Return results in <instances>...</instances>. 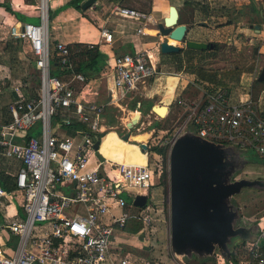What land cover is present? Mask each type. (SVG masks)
I'll return each instance as SVG.
<instances>
[{"label":"built area","instance_id":"built-area-1","mask_svg":"<svg viewBox=\"0 0 264 264\" xmlns=\"http://www.w3.org/2000/svg\"><path fill=\"white\" fill-rule=\"evenodd\" d=\"M110 14L135 21L147 18L146 13L120 4ZM143 33L140 27L138 34ZM8 34L30 43L39 71L40 89L37 96L26 97L17 87L18 98L10 110L11 122L0 125V159L14 160L21 165L14 192L8 193L0 187V201L17 200L21 196L23 215L3 212L0 233L17 237L18 245L7 248L0 238V264H136L131 255L112 249V238L129 219L135 218L146 226L154 222L153 202L148 196L147 204L136 215L124 212L117 216L113 211L126 209L131 193L136 194L133 198L148 195L155 180L157 184L161 181L163 154H157L155 147L164 149L169 156L178 139L192 136L200 143L227 151L250 150L264 160V117L258 100L244 89L239 94L223 87H203L198 96L176 100L177 111L170 110L167 114V117L175 116L174 127L153 129L144 143L148 147L144 153L148 159L146 165L109 160L95 148L106 132L102 124L104 108L84 103L85 90L76 88L77 83L86 87L89 81L80 73H72L69 80L51 73L54 58L65 71L70 70V45L57 42L56 57H52L46 21L40 25L11 26ZM101 37L107 44L114 41V33L107 27L102 28ZM114 74V86L120 98H127L156 76V62L147 52L137 50L117 61ZM64 109L75 110L89 130L64 136L56 133L52 121ZM134 117L132 113L124 122L127 132L132 130L128 123ZM141 119L142 116L138 124ZM39 124L40 133L29 136ZM59 124L69 127L72 121L62 120ZM167 131L166 135H155ZM150 155L160 159L151 160ZM261 239H264V228L249 248L248 264H264ZM235 255L239 256L238 251Z\"/></svg>","mask_w":264,"mask_h":264},{"label":"crops","instance_id":"crops-1","mask_svg":"<svg viewBox=\"0 0 264 264\" xmlns=\"http://www.w3.org/2000/svg\"><path fill=\"white\" fill-rule=\"evenodd\" d=\"M64 2V0H62ZM71 0H66L64 3L59 4L54 0V7L50 8V0H0V35H2V38L4 37L3 43L6 45H10L12 43H19L20 49L13 50L9 52V57H26V61L30 62L32 60L35 68H36V62L34 61V55L31 49V45L28 41H20L19 39L11 38L9 37V29L11 26H15L20 23H31L35 25H40L43 23V21H46L48 23V30L50 39L52 42V57L55 56L54 52V45L57 42H63L68 45H75L80 44L81 49L85 48L87 45H93L95 47H98L99 50L107 55L106 64L100 74H96L94 76L88 77L85 73L78 70V62L81 59H86V57H77V61L74 62V57H70V60L72 64H70V70L64 71L60 73V76L63 80H69L71 78L72 73H80L83 74L86 79L89 81V85L86 87H83L82 83H77L76 88L77 89H84L83 93V101L84 103H94L96 105L102 106L104 108V114L103 118L105 117V113L107 110L108 105L111 103L116 102L118 99H120V93L114 86V68L116 66L117 61L123 57L126 54L134 53L135 51H143L147 52L150 57H153L154 61H157L158 57L168 56L169 54L162 53L160 46L162 42H158L159 46L157 47V42L154 40L157 37H161L159 25L161 23H156V16L159 14L166 13L167 15L164 16L162 19L164 23L165 17H168L169 15V9L170 6L177 7L179 13H180V24H185L188 27L187 32V38L190 41H198V42H205L210 45H213V47H209L207 50H203V52H208L209 54H212V52L217 53L220 47V44H223L224 42H227L229 39V34H231V30L235 29L236 21L239 19V9H241L238 0H150V5H152L151 12H144L147 14V18L144 20H131V19H123L118 16L111 15V10L113 7L117 4L127 6L130 8L138 9V5L140 2L138 0H97L93 6L87 10L82 9V5L85 1L83 0L81 3V10L75 9L72 6H66L68 2ZM9 2L14 10V12L19 13L24 19L19 20L14 14L9 13L6 8L3 6L4 4H8ZM245 4H251V9L249 14L252 15L253 24L250 25L251 30L254 29L256 32V47L259 57H264V0H245ZM169 3H175L174 5H169L167 8V4ZM243 3V1H242ZM253 4V5H252ZM239 6V7H236ZM241 6H247L242 4ZM220 7V9L218 8ZM250 8V7H249ZM139 10V9H138ZM141 11V10H140ZM89 12V14L87 13ZM53 14V19L51 20V15ZM218 19V20H224L219 21V23L213 25L212 21ZM227 20V21H225ZM233 21V22H230ZM158 26V27H156ZM103 27L109 28L114 33V41L112 44H107L104 41H102L101 37V31ZM142 27L143 30H145V27H150L152 29L159 30V34L151 33L146 34L145 32L143 34H138V29ZM240 29V28H239ZM241 30V29H240ZM192 37H189V36ZM167 40L168 37L164 36ZM0 37V39H2ZM7 40V41H6ZM161 41V40H160ZM226 44V43H225ZM2 45V42L0 43ZM153 47V48H151ZM150 49V50H149ZM6 51H9L8 49ZM77 51V50H75ZM79 51V50H78ZM5 51H3L4 53ZM181 52V51H180ZM213 55V54H212ZM216 56V55H215ZM207 57H212L211 55H208ZM28 58V59H27ZM76 60V59H75ZM56 61L54 58L52 62ZM8 66V63H6ZM6 65L0 64L1 68L7 67ZM51 73L56 69L54 65H51ZM5 69V68H4ZM264 71V70H263ZM262 74V73H261ZM7 74H4L3 76H0V79L2 77L6 76ZM9 75V74H8ZM244 77V75H243ZM261 77V75H260ZM259 75L257 74V71L255 70L253 74L249 77V79H246L245 81L242 80L241 84L242 87L240 88L244 89L245 93H250L252 95L253 99L255 101L258 100L260 111L264 110V79L260 80ZM24 78H15L13 83L11 84V91L13 98L17 99V94L14 92L13 85L20 82ZM257 81V83H256ZM189 82V81H187ZM192 82L196 87V93L200 94V83H196L194 81ZM257 84V85H256ZM106 87L107 90V100L102 103L100 101V94L102 86ZM188 85H184L182 88V91H184L185 87ZM262 88L261 92L258 90V87ZM200 87V88H199ZM214 87V86H213ZM222 87V86H218ZM175 88L172 92L175 91ZM3 87L0 85V92L2 91ZM202 89V88H201ZM230 91L234 93L242 92L243 90L240 89V91L232 90ZM181 91V92H182ZM39 90L36 94H31L30 97H35L38 95ZM240 92V93H241ZM168 93H170L168 89ZM239 93V94H240ZM2 96V92L0 93ZM6 97V96H5ZM6 99V98H5ZM5 103L3 101H0V125H7L11 122V114L8 109H3L2 105ZM73 112V118L77 120V123H82L79 119V117L76 115L75 110H72ZM140 113V112H139ZM141 118V117H140ZM62 120H70L69 118H63ZM62 120H57L56 118L52 121V126L56 130V133H58L61 136H64L66 134H73L78 131H81L80 128H75L72 126H62L59 124ZM71 121V120H70ZM83 124V123H82ZM105 125V133L103 136H101V143L99 146L100 153L103 157H106L107 159H111L113 161L122 162L124 160H127V158L123 159L118 154H116L111 146H106V148L110 150H102L101 144L103 143V138L106 135V133L114 132L119 139H121L124 143H130L137 145L141 144V142L138 141H132V135L131 140L128 139V141H124L122 136H119L115 131L110 130L107 132V127L110 129V126H107L106 123H102ZM124 124V123H123ZM40 126V124L38 125ZM37 126V127H38ZM41 128V126H40ZM41 130V129H40ZM29 134V133H28ZM31 134V133H30ZM35 135H38L39 133H34ZM31 134V135H34ZM30 136V135H29ZM122 137V138H121ZM140 143L139 145L137 144ZM116 146L119 147V144L115 142ZM128 145V144H127ZM125 148V147H124ZM140 149V148H139ZM141 151V150H140ZM144 154V153H143ZM146 155V154H145ZM147 158V155H146ZM148 162V159H147ZM21 167L19 162L14 160H7V159H0V187L6 190L8 193H12L15 190V182H16V173L18 169ZM264 169V168H263ZM260 174V173H259ZM262 175V181H264V172ZM260 180V179H259ZM156 187H159L160 194L162 196V202H164L162 192L164 190L163 186H159L157 183V180H155ZM8 189H11L8 190ZM248 189V191H247ZM247 191V192H244ZM255 196L257 198H261V201L257 203L255 206L257 213L255 214V220H251V226L247 227V229H254L260 230L264 228V188H244L242 191L237 194L236 196L240 197V203L238 204H244L246 207L248 206V201L251 196ZM149 200L152 201L151 196V190L148 193ZM135 198L129 200V205L126 207V211H130L131 214L136 215L137 212L140 211L139 207H136L133 205V201ZM133 200V201H132ZM154 201V200H153ZM152 201V202H153ZM161 202V203H162ZM255 205V204H254ZM4 206V207H3ZM115 210L121 209H114L113 213H115ZM8 211L10 215H22V209H21V196H18V199L15 200L13 198L10 199H2L0 201V223L2 219L4 218L3 212ZM74 214V213H73ZM119 216V215H117ZM246 219V216H244ZM129 222L135 223L132 225V231L135 236H138L139 234H143L145 230L144 224L135 219H129L127 224ZM126 226L123 228L126 229ZM141 227V230L138 233H135V229L137 227ZM121 229H118L119 231ZM117 231L114 233L112 238V249L114 251H120L121 254L126 255V253H130L128 255H131L134 259H136V264H248L249 259V248L253 242H255L257 239L253 242H250L249 240H244L246 242L243 243L242 246H238V243L233 247H237L236 249H232L229 247L228 250L221 249L220 254H216V249L210 253L205 252H198V251H191V252H184V253H178L176 252L173 247L168 248L167 252H162L159 256H149L151 258L150 260H147L144 256L141 257L140 254L138 257L134 256V252L138 250H144L143 254H147L150 249V245L152 246L154 243H150V241H146V243L141 242L142 247H138V245H131V239L129 235H125L120 233L119 236L117 235ZM259 232V231H258ZM0 238L2 239L3 243L6 245L7 248H15L18 245V238L13 236L12 234H5L0 233ZM143 238V236H141ZM14 241L16 242L15 245H11L10 243ZM260 245L264 252V239L260 240ZM134 246V247H133ZM141 248V249H140ZM134 251V252H132ZM238 251L239 256L236 257L235 252ZM142 254V253H141ZM142 254V255H143ZM214 254L217 256V261H211L214 257H212ZM215 259V258H214Z\"/></svg>","mask_w":264,"mask_h":264},{"label":"rangeland","instance_id":"rangeland-1","mask_svg":"<svg viewBox=\"0 0 264 264\" xmlns=\"http://www.w3.org/2000/svg\"><path fill=\"white\" fill-rule=\"evenodd\" d=\"M39 1L42 2V0ZM65 1L66 0H64V2ZM138 1L140 2V4L138 5L139 10L147 13L151 12L152 5H150V0H138ZM56 2L59 4L64 3L62 0H56ZM237 2L241 7V9H239L240 12H237V14L239 13V19L238 21H236L237 23L235 25V29L231 30L230 32L231 34H229L228 41L224 42L223 44H220L218 52L217 53L212 52L213 55L209 54L208 52H203L198 50H196V52H191L188 51L189 48L187 47L186 42H181L182 44L179 47H181L182 50L177 55L158 57L156 61L157 74L150 81H148L147 85H140L129 97L120 98L116 102L108 105L105 113V117L102 120V123H106L107 126L111 127L110 129H108L109 127H107V132L113 130L119 136L122 137L127 133H130L133 138L132 141L147 143L149 134L153 129L156 130L172 129L176 122L175 116L173 114L170 117H167V115L165 117L159 116L157 113H155L153 108L158 105H167L169 111L171 110L172 112H174L177 111L178 109L175 106L176 100L184 97L188 98L191 96H198L199 94L196 93L197 87L190 81H194L195 84L200 83L199 86L201 88L205 87V85L198 80L199 76L201 75V73H199L201 68H205L209 71L210 69L217 71L215 82H213L217 84V87L222 86L223 88H231L232 90H236V91H240V89L242 90V88H240V86L242 87L241 81L244 80L245 81L244 83L246 84V79L247 78L249 79V77L251 76V74L254 73L255 70L257 71V74L260 77L261 73L264 70V57H259L258 55V52L256 50L257 47L255 46L257 41L256 32L254 29L251 30L250 27V25L253 24V20H255L254 18H252V15L249 14L250 9L253 6H251V4H245L246 3L245 0H238ZM7 3L11 5L9 2ZM49 4H50V8L52 9L54 7V0H50ZM174 4L175 3L167 4V8L169 5H174ZM242 4L247 6H241ZM218 8L220 9V7ZM87 14H89V12ZM165 15L167 14L163 13L157 15L155 18L156 19L155 24L157 25L158 23H163L162 19L164 18ZM219 21H224V20L215 19L212 21V24L215 25L219 23ZM230 22L233 21L230 20ZM161 36L162 38L157 37L154 40L155 42H157V44L158 42L166 41L164 35L161 34ZM0 37L2 38V35H0ZM189 37L192 36L190 35ZM3 40L4 37L0 39V43L2 42V45H0V64L2 63L3 65H6V63H8V66L6 65L7 67H4L5 69L0 67V76L7 74L6 76L2 77V79H0V85H2L3 87L1 91L3 95L0 96V101H3L5 103L4 105H2L3 109L9 108L8 110L10 111L11 106L15 101L10 87L14 79L24 78L20 80V82L12 86L14 92L17 87H20L21 92L26 97H30L31 94L33 95L36 94L37 91L40 89V78H39V71L37 70V68H35L32 60L30 62L29 61L27 62L26 57H9L8 53L13 50L20 49V44L12 43L10 45H6V43L5 44L3 43ZM186 40L189 41L187 37ZM158 46L159 44L157 45V47ZM7 49L9 51H6ZM3 51L5 52L3 53ZM208 55H211L212 57H207ZM148 61L150 60L148 59ZM172 78L176 80L173 83L174 87L176 88L174 92L168 93V89H169L168 86L172 84L170 81V79ZM185 84L188 86H186L184 88L185 90L182 91V88ZM256 88H258V90L261 92L262 88H260V86ZM106 93H107L106 87L103 85L100 94L101 95L100 101H102V103L107 100ZM17 98H18V94H17ZM133 112L134 113L140 112V114H142L141 115L142 119L141 122L136 126V128L132 129L130 132H127V130H125V126L123 123L126 121L127 118L131 116L130 113ZM40 129H41L40 126L35 128L36 132L38 133H40L39 132ZM167 133L168 131L165 134L158 133L155 135L161 136V135H166ZM102 141H103V143L101 144L102 150H107V151L110 150L106 148L104 145L111 146L114 152L123 159L127 158V160H131L132 158H135L136 160H138L140 158L139 147L137 145L130 143H127L128 144L127 145L121 139H119L114 132L106 133ZM115 142L119 144V147L116 146ZM138 142L137 144L139 145L140 143ZM227 152H228L227 154L228 157H232V156L238 157L239 161L258 160L255 159L256 158L255 153L250 150L245 152L229 150ZM150 157L151 160L156 159L157 161L158 159H160V158H155L154 155L153 156L150 155ZM160 163L163 167L162 168L163 174L160 181L161 185L159 186L164 187V190L162 192L164 202H162V196L159 191L160 188L156 186L152 187L151 196H152V201L153 200L154 201L152 204L153 210L151 209V213H152L151 215L153 217L154 222H152L150 225L147 226L144 225L145 226L144 233L142 235L139 234L138 236H135V238L133 236L135 234L132 231V225L135 224L133 222H129L127 224L126 229L124 230L121 229L117 231L118 236L120 233L131 236L130 237L131 245H138V247H142V245L144 244H141V242L146 243V241H150V243L151 242L154 243L152 246L150 245L151 250L147 252V254H143L144 250H138L136 252L132 251L136 253L134 254V256L138 257L139 255L137 254H140L141 257L144 256L147 260L150 261L151 258L149 256L147 257L146 255H150L154 257L159 256L162 254L163 251H165V253L167 252L168 250L167 246L169 248L173 247L171 222H170L171 220L170 173H169L170 162H169V156L166 152L165 155H163V159L161 158ZM225 163H226V169L223 172L221 179L223 183H232L235 180H240V179H248V180L262 179L261 174L264 172L263 169L264 160L263 161L258 160V162L249 163L243 167H241V162L239 164L238 162L236 163L231 159H226ZM249 193H250L249 196L251 197L248 201L247 207L242 203L238 204V202L240 203L241 201L239 196H235L234 198L230 197L224 202L225 208L236 212L238 215V217L234 222L235 228H239V227L247 228L251 226L252 223L251 220L252 221L255 220V214L257 213L255 206L257 205V203L261 201V198L252 196L251 192ZM135 196H136L135 193H131L130 199H133V197ZM124 212L130 213V211H126L124 209H121V211L115 210L116 215H121ZM244 216H246L249 219H246ZM256 229L257 228L255 227L254 229H252V232H249L248 234L249 241H252L254 236L256 239H258L259 233L257 231L255 232ZM141 236H143V238H141ZM229 240L230 241H229V246H227V250L229 249V247L233 249V247L237 243L238 246L240 245L242 246L243 243L244 244L246 243L244 242L241 236L230 238ZM10 244L15 245L16 242L12 241ZM236 248L237 247H235L234 249ZM215 249H216V254L221 253L220 251L221 249L219 248L218 245L215 246ZM128 254L126 253V255ZM216 254L212 256L215 259L213 258V260L211 261L214 260L217 261Z\"/></svg>","mask_w":264,"mask_h":264},{"label":"water","instance_id":"water-1","mask_svg":"<svg viewBox=\"0 0 264 264\" xmlns=\"http://www.w3.org/2000/svg\"><path fill=\"white\" fill-rule=\"evenodd\" d=\"M97 0H87L82 9L87 10ZM160 33L170 39L186 42L189 49L203 51L213 47L205 42L187 41L188 27L180 24V13L175 6H170L169 15L159 25ZM166 43L162 44V47ZM181 47L166 54L179 53ZM264 79V71L260 80ZM167 107L157 106L153 110L159 116ZM169 112V109H168ZM168 114V113H167ZM165 117V116H164ZM136 115L128 128L133 129L139 122ZM131 134L123 136L128 141ZM97 142L95 148L99 149ZM143 153L147 145L140 144ZM226 149L216 148L208 143H200L192 136L178 139L169 155L170 173V217L173 249L178 253L191 251L210 253L216 245L227 250L229 238L246 237L250 230L234 227L237 213L224 207V202L239 194L244 188H264V181L240 179L232 183H223L222 174L226 169L225 160L229 159ZM232 160V159H231ZM148 195H139L133 205L144 207Z\"/></svg>","mask_w":264,"mask_h":264},{"label":"trees","instance_id":"trees-1","mask_svg":"<svg viewBox=\"0 0 264 264\" xmlns=\"http://www.w3.org/2000/svg\"><path fill=\"white\" fill-rule=\"evenodd\" d=\"M82 1L83 0H71L70 2H68L66 4V6H72L75 9L81 10V3H82ZM3 6L6 8V10L9 13L14 14L19 20L24 19L19 13L14 12V10H13V8H12L11 5L4 4ZM53 18L54 17H53V14H52L51 15V20ZM69 47L72 50L71 57H74V62L77 61V57H86V59H81L78 62V70L79 71L85 73L88 77L94 76L96 74H100L102 72V70H103V68H104V66L106 64L107 55L104 54V53H102L99 50L98 47H95L93 45H87L85 48H82L81 49L80 44L70 45ZM75 50H77V51H75ZM188 51L196 52V50H192V49H188ZM177 54L178 53H172V54H169V55L175 56ZM52 65H54L56 67V69L52 72L53 75H59L60 76L61 71L62 72L65 71L64 70V67L62 65H60L57 60L54 61V62H52ZM199 73H201V75L199 76V79L198 80L201 81V83H203L205 85V88H211L213 86L215 88L217 87V84L213 83V82H215V78L217 76V71H214L212 69H210V71H209V70H207L205 68H201ZM72 110L73 109H71V110H67V109L62 110L61 113L59 114V116L56 119L57 120H62L63 118L66 117V118H69L72 121V125H74L73 127H75V128L77 127V128L84 129V130H89V128H88V126L86 124L77 123V120L75 118H73V116H72L73 115ZM261 114L264 117V110L261 111ZM35 128H37V126ZM35 128H34L33 131H30L29 132V135L34 134V133H37L36 130H35ZM154 150L158 154L160 153V154L165 155V150L162 149V148L155 147ZM228 158L229 159H232L236 163L238 162L239 164L241 162V167L245 166L246 164L254 163V162H258V160H262V159H260L258 157L255 158V159H258V160H253L252 159L253 161H250V160L249 161H247V160H241V161H239L238 157H235V156L228 157ZM158 185H161V182H159ZM8 190L11 191V189H8ZM140 230H141V227L139 226V227H137L135 229L134 232L135 233H138ZM249 230H250V232H252V229H249ZM256 231L257 232L259 231L258 233H260V230H255V232ZM248 234H246L247 235V238L244 237V240H246V239L248 240ZM254 240H255V236H254L253 240L250 241V242H253Z\"/></svg>","mask_w":264,"mask_h":264},{"label":"bare ground","instance_id":"bare-ground-1","mask_svg":"<svg viewBox=\"0 0 264 264\" xmlns=\"http://www.w3.org/2000/svg\"><path fill=\"white\" fill-rule=\"evenodd\" d=\"M144 32L146 33V34H151V33H158V31L156 30V29H152V28H150V27H145V30H144ZM163 43H166L165 44V46H163L162 47V44ZM182 43L181 42H179V41H176V40H174V39H170V38H167V40L166 41H164V42H162L161 43V46H160V49H161V51H162V53H164V52H171L172 50H177L178 48H180L179 46L181 45ZM150 56V55H149ZM151 59H152V61H154V59H153V57H151ZM177 79V78H176ZM170 81H171V85H169L168 87H169V91H170V93L173 91V89H174V85H173V83H174V81H176L174 78H172V79H170ZM167 100H168V98H167ZM158 106H164V107H167V109L166 110H164V111H160L161 112V116L162 117H164V116H166L167 115V113H168V106L167 105H158ZM155 107H157V106H155ZM115 109V108H114ZM125 111V110H124ZM131 115H132V113H130ZM133 114L136 116V115H139L140 117H141V114L139 113V112H136V113H134L133 112ZM128 123V122H127ZM121 162V161H120ZM122 162H126V163H136V164H140V165H146L147 164V158H146V155L145 154H143L141 151H140V158L138 159V160H136L135 158H132L131 160H124V161H122ZM249 170V169H248ZM255 173V172H254ZM261 173V172H260Z\"/></svg>","mask_w":264,"mask_h":264},{"label":"flooded vegetation","instance_id":"flooded-vegetation-1","mask_svg":"<svg viewBox=\"0 0 264 264\" xmlns=\"http://www.w3.org/2000/svg\"><path fill=\"white\" fill-rule=\"evenodd\" d=\"M234 197H235V196H233L232 198H234ZM234 238H235V237H234ZM229 239H230V238H229ZM229 239H228V241H227V246H229V241H230ZM219 246H220V245H219Z\"/></svg>","mask_w":264,"mask_h":264}]
</instances>
